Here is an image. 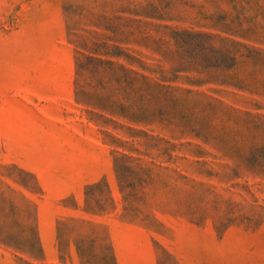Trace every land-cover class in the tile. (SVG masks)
<instances>
[{"label":"rangeland","instance_id":"374dc122","mask_svg":"<svg viewBox=\"0 0 264 264\" xmlns=\"http://www.w3.org/2000/svg\"><path fill=\"white\" fill-rule=\"evenodd\" d=\"M0 264H264V0H0Z\"/></svg>","mask_w":264,"mask_h":264}]
</instances>
